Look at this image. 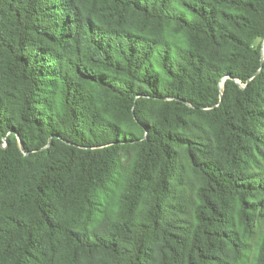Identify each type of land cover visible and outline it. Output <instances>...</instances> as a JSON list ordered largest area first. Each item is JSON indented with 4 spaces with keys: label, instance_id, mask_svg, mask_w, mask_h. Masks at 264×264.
I'll return each instance as SVG.
<instances>
[{
    "label": "trees",
    "instance_id": "16d2710c",
    "mask_svg": "<svg viewBox=\"0 0 264 264\" xmlns=\"http://www.w3.org/2000/svg\"><path fill=\"white\" fill-rule=\"evenodd\" d=\"M263 47L264 0H0V264H264Z\"/></svg>",
    "mask_w": 264,
    "mask_h": 264
},
{
    "label": "water",
    "instance_id": "95a60500",
    "mask_svg": "<svg viewBox=\"0 0 264 264\" xmlns=\"http://www.w3.org/2000/svg\"><path fill=\"white\" fill-rule=\"evenodd\" d=\"M263 55H264V47H263ZM19 142H20L21 149L23 150V145H22L20 140H19Z\"/></svg>",
    "mask_w": 264,
    "mask_h": 264
},
{
    "label": "rangeland",
    "instance_id": "374dc122",
    "mask_svg": "<svg viewBox=\"0 0 264 264\" xmlns=\"http://www.w3.org/2000/svg\"><path fill=\"white\" fill-rule=\"evenodd\" d=\"M260 43V41L259 42H256V45H258Z\"/></svg>",
    "mask_w": 264,
    "mask_h": 264
}]
</instances>
